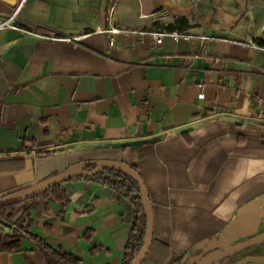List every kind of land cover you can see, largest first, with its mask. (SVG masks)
Instances as JSON below:
<instances>
[{
    "label": "crops",
    "instance_id": "obj_1",
    "mask_svg": "<svg viewBox=\"0 0 264 264\" xmlns=\"http://www.w3.org/2000/svg\"><path fill=\"white\" fill-rule=\"evenodd\" d=\"M19 1L0 0V20ZM18 21L28 32L0 30V155L32 156L0 162V196L124 161L153 204L145 264H187L264 194V0H26ZM62 185L66 205H23L29 226L0 264H47L34 237L126 264L140 209L92 175Z\"/></svg>",
    "mask_w": 264,
    "mask_h": 264
},
{
    "label": "water",
    "instance_id": "obj_2",
    "mask_svg": "<svg viewBox=\"0 0 264 264\" xmlns=\"http://www.w3.org/2000/svg\"><path fill=\"white\" fill-rule=\"evenodd\" d=\"M132 144L134 143H117L115 147H124ZM29 156H32V154H3L0 155V162L26 159ZM108 168L132 177L139 184L142 206L146 215V229L143 247L134 257L131 264H141L150 251L154 240V209L144 179L140 172L129 163L115 159H90L72 163L66 169L28 187L0 196V207L22 203L41 195L53 186L68 179L95 175ZM262 242H264V194L240 207L232 223L218 236L207 242L199 253L191 256L187 264H215L241 250ZM227 264H264V254L248 255Z\"/></svg>",
    "mask_w": 264,
    "mask_h": 264
},
{
    "label": "trees",
    "instance_id": "obj_3",
    "mask_svg": "<svg viewBox=\"0 0 264 264\" xmlns=\"http://www.w3.org/2000/svg\"><path fill=\"white\" fill-rule=\"evenodd\" d=\"M167 27L173 28L175 26L168 25ZM92 176L101 179L103 182L111 185L119 192H122L123 195L130 200V202L140 209V214L131 233L126 251V264H131L134 257L143 247L146 229V217L142 206L139 184L132 177L110 168ZM62 183H59L49 190L43 192L41 195L22 203L0 207V216L14 218L18 213H20L21 210H23L21 214L24 215L27 208H25L23 205L28 202H31L33 205H35L38 201H44L48 205L50 201H57L63 205H66L69 202V196ZM27 226H29V223ZM22 236L23 234L21 233H15L6 236L0 235V251H11L18 249L20 247V240ZM34 240L36 241V245L44 256L47 264H83L82 261L72 253H68L64 250L53 249L41 238L34 237ZM149 252L141 264H145Z\"/></svg>",
    "mask_w": 264,
    "mask_h": 264
},
{
    "label": "built area",
    "instance_id": "obj_4",
    "mask_svg": "<svg viewBox=\"0 0 264 264\" xmlns=\"http://www.w3.org/2000/svg\"><path fill=\"white\" fill-rule=\"evenodd\" d=\"M25 2L26 0L19 1L16 4L14 11L11 13V15H9L6 19L0 20V30L5 28H14L28 32V30L24 28L18 21L19 15L24 11ZM167 16L168 13L166 11H162L157 14V17H161V18H165ZM114 31H118V29H114ZM150 34L157 43H162L166 36H172L176 40L180 39V37L182 36L181 34L178 33H169L166 31H152L150 32ZM20 217H21V212L18 213L12 219L0 217V235L6 236L15 233H21V234L26 233L29 220L27 218L21 219ZM215 264H227V263H225V261L223 260L216 262Z\"/></svg>",
    "mask_w": 264,
    "mask_h": 264
},
{
    "label": "rangeland",
    "instance_id": "obj_5",
    "mask_svg": "<svg viewBox=\"0 0 264 264\" xmlns=\"http://www.w3.org/2000/svg\"><path fill=\"white\" fill-rule=\"evenodd\" d=\"M0 217H4V216H0ZM4 218H7V217H4ZM7 219H12V218H7ZM260 252H264V243H261L257 246H254V247L247 248L244 251H242L241 253L237 254L236 257L239 255H247V254L252 255V254H257Z\"/></svg>",
    "mask_w": 264,
    "mask_h": 264
},
{
    "label": "flooded vegetation",
    "instance_id": "obj_6",
    "mask_svg": "<svg viewBox=\"0 0 264 264\" xmlns=\"http://www.w3.org/2000/svg\"><path fill=\"white\" fill-rule=\"evenodd\" d=\"M241 240H242V239H241ZM257 245H259V244H257ZM257 245H254V246H257ZM254 246H252V247H254ZM249 248H250V247H249ZM244 250H245V249H244ZM244 250H241V251L235 253L234 255H232V256L226 258V259L224 260L225 263H230V262L236 261V260H238V259H240V258H242V257L248 256V254H247V255H239V256L236 257L237 254L241 253V252L244 251ZM257 254H264V252H260V253H257ZM252 255H254V254H252Z\"/></svg>",
    "mask_w": 264,
    "mask_h": 264
}]
</instances>
